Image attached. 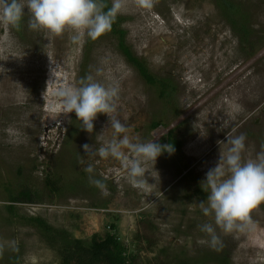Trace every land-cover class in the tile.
Returning a JSON list of instances; mask_svg holds the SVG:
<instances>
[{"label":"rangeland","instance_id":"1","mask_svg":"<svg viewBox=\"0 0 264 264\" xmlns=\"http://www.w3.org/2000/svg\"><path fill=\"white\" fill-rule=\"evenodd\" d=\"M229 1L251 30L248 50L240 49L215 0H120L115 14L125 19L126 43L154 76L171 80L170 101L139 77L111 34L87 51L86 34L73 40L70 29L59 35L31 29L27 8L18 26L0 16V264L15 253L16 264H61L30 218L70 241L112 234L135 264H264V204L228 232L199 207L209 195L207 173L229 147L220 142L244 134L245 160L264 152V0ZM82 65L83 77L118 85L112 115L133 142L167 144L172 133L181 144L149 162L139 186L122 160L83 150L117 137L106 115L97 116L89 134L74 113L63 112L57 91L79 85ZM154 121L161 126L153 130ZM89 164L108 195L89 182ZM47 182L59 191L50 192ZM24 187L37 201L10 212L8 194ZM205 223L216 228V246L201 242L208 239L200 231Z\"/></svg>","mask_w":264,"mask_h":264},{"label":"clouds","instance_id":"2","mask_svg":"<svg viewBox=\"0 0 264 264\" xmlns=\"http://www.w3.org/2000/svg\"><path fill=\"white\" fill-rule=\"evenodd\" d=\"M104 7L102 0H0V16L18 26L27 8L31 15L29 27L33 30H46L59 35L70 29L75 32L73 40H79L83 34L95 40L111 30L114 14L121 3L115 0L107 11ZM118 94V85L105 86L91 76L82 78L79 86L61 87L57 91L63 112L74 113L89 134L93 132L94 121L99 114L109 118L110 129L117 137L103 142L95 151L88 144L83 145V150L87 156L122 160L132 182L139 186L143 180L137 178L145 177L146 165L149 162L155 165L158 157L165 152L172 154L174 147L169 143L133 142L126 124L112 115L117 110ZM245 141L246 136L240 134L227 137L226 143L220 142L229 147L224 152L220 151L218 164L209 170L203 182L209 195L199 207L205 217L214 216L215 225L225 232L250 222L251 211L264 204V152L255 159L245 160L242 156ZM85 171L89 173V182L103 195H108L106 183L93 175V165L89 164ZM200 231L208 237L202 243L216 246L220 242L213 224H202Z\"/></svg>","mask_w":264,"mask_h":264},{"label":"trees","instance_id":"3","mask_svg":"<svg viewBox=\"0 0 264 264\" xmlns=\"http://www.w3.org/2000/svg\"><path fill=\"white\" fill-rule=\"evenodd\" d=\"M104 4V10L107 11L112 8L110 0H102ZM217 9L221 12L222 16L227 20L231 26L233 32L238 36L240 49L243 51L251 48L249 44V38L251 37V30L248 29L245 20L239 13V8L235 7L229 0H215ZM238 18V19H237ZM243 20V21H241ZM125 21L124 18L118 17L114 14L111 30L107 33L111 34L117 40V50L123 56L125 61L137 72L139 77L150 87H153L158 97L163 101H170L175 94L176 88L170 79H159L154 76L148 69L146 63L138 59L130 47L126 43V31L122 29L121 25ZM106 34V33H105ZM104 34V35H105ZM102 35V36H104ZM101 36V37H102ZM99 37V38H101ZM98 38V39H99ZM98 39L92 40L87 36L86 50L90 48L91 44ZM87 52H85L84 65L86 64ZM84 65L79 70L78 84L84 75L81 74V69H84ZM83 71V70H82ZM79 86V85H78ZM161 126L160 121H154L151 128L154 130ZM174 147V152L180 150L181 144L175 138L172 133L167 135V144ZM47 189L50 192H58L59 188L55 183H46ZM37 198L33 195L30 189L27 187L22 188L19 192H10L8 194V210L13 212L14 205H30L34 204ZM29 224H32L38 230L47 237V242L53 247V250L57 252L61 260V264H135L137 258L133 255H128L126 248L120 243V241L110 234H106L103 239L93 236L89 242L74 240L70 241V238L62 233L56 235V233L47 225V223L40 218H30ZM112 230L115 229L114 225H111ZM60 240L61 245L57 243ZM20 259V254L15 253L8 260L7 264H16Z\"/></svg>","mask_w":264,"mask_h":264}]
</instances>
